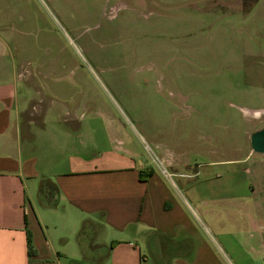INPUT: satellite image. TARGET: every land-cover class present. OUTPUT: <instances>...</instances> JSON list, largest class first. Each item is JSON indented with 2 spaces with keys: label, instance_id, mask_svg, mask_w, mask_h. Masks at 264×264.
<instances>
[{
  "label": "rangeland",
  "instance_id": "rangeland-1",
  "mask_svg": "<svg viewBox=\"0 0 264 264\" xmlns=\"http://www.w3.org/2000/svg\"><path fill=\"white\" fill-rule=\"evenodd\" d=\"M11 66L64 153L128 148L184 213V241L264 264V152L249 147L264 0H0V74Z\"/></svg>",
  "mask_w": 264,
  "mask_h": 264
},
{
  "label": "crops",
  "instance_id": "crops-1",
  "mask_svg": "<svg viewBox=\"0 0 264 264\" xmlns=\"http://www.w3.org/2000/svg\"><path fill=\"white\" fill-rule=\"evenodd\" d=\"M2 72L0 264H222L182 239L189 229L182 210L168 211L171 194L138 176L150 165L126 147L64 153L60 137L42 135L50 105L26 102L14 66Z\"/></svg>",
  "mask_w": 264,
  "mask_h": 264
},
{
  "label": "water",
  "instance_id": "water-1",
  "mask_svg": "<svg viewBox=\"0 0 264 264\" xmlns=\"http://www.w3.org/2000/svg\"><path fill=\"white\" fill-rule=\"evenodd\" d=\"M249 147L251 151L264 152V126L250 132Z\"/></svg>",
  "mask_w": 264,
  "mask_h": 264
},
{
  "label": "trees",
  "instance_id": "trees-1",
  "mask_svg": "<svg viewBox=\"0 0 264 264\" xmlns=\"http://www.w3.org/2000/svg\"><path fill=\"white\" fill-rule=\"evenodd\" d=\"M146 170L147 173L146 175H150L152 170H151V167H146V168H143V169H139V172H138V176L141 178L143 176H145V174H143V171ZM28 241V240H27Z\"/></svg>",
  "mask_w": 264,
  "mask_h": 264
},
{
  "label": "built area",
  "instance_id": "built-area-1",
  "mask_svg": "<svg viewBox=\"0 0 264 264\" xmlns=\"http://www.w3.org/2000/svg\"><path fill=\"white\" fill-rule=\"evenodd\" d=\"M155 158V160H157L158 161V163H160L161 161H160V159H157L156 157H154ZM160 171L161 172H163V173H166V174H168V172L164 169V167L162 166V168L160 169Z\"/></svg>",
  "mask_w": 264,
  "mask_h": 264
},
{
  "label": "flooded vegetation",
  "instance_id": "flooded-vegetation-1",
  "mask_svg": "<svg viewBox=\"0 0 264 264\" xmlns=\"http://www.w3.org/2000/svg\"><path fill=\"white\" fill-rule=\"evenodd\" d=\"M263 126H264V124H263V125H261V126H260V127H258V128H261V127H263ZM258 128H257V129H258Z\"/></svg>",
  "mask_w": 264,
  "mask_h": 264
}]
</instances>
